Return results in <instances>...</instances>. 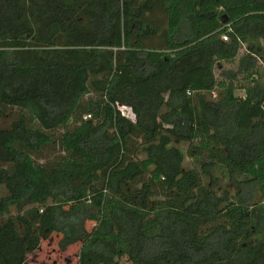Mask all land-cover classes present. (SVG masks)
<instances>
[{
  "label": "trees",
  "instance_id": "obj_1",
  "mask_svg": "<svg viewBox=\"0 0 264 264\" xmlns=\"http://www.w3.org/2000/svg\"><path fill=\"white\" fill-rule=\"evenodd\" d=\"M260 66L264 0H0V264H264Z\"/></svg>",
  "mask_w": 264,
  "mask_h": 264
},
{
  "label": "rangeland",
  "instance_id": "obj_2",
  "mask_svg": "<svg viewBox=\"0 0 264 264\" xmlns=\"http://www.w3.org/2000/svg\"><path fill=\"white\" fill-rule=\"evenodd\" d=\"M225 40V39H224ZM245 46L241 50V53L244 52ZM151 57L156 61H161L162 58L160 53L152 52ZM238 59L233 61H225L221 62V68L236 70L238 65ZM261 72H264L263 67L260 66ZM219 69H216V74L219 75ZM238 82L237 84L245 83L243 82V76L238 75ZM238 96H244L245 91L242 88H237L235 90ZM122 112L125 116H128L132 119L135 118L134 114L131 112L130 109H123ZM72 127V126H71ZM62 131V129L60 130ZM173 145L178 147L181 152L184 154V169H197L198 171H202V167L200 164V159L195 157L193 158L189 153V143L181 141V142H174ZM57 154V153H56ZM140 157H143L141 154ZM54 158V157H53ZM214 177L220 180L219 186H217V195L218 198L224 199L225 201L228 200H236L238 193L242 196V193L237 190L238 182H234L229 180L228 178L223 177V172L220 169H216L213 171ZM205 184H208L209 181L206 177H204ZM7 195V190L4 185L0 184V199ZM249 193H246V198H251L249 204L247 206L248 214L258 207L261 206V195L255 194L253 197H249ZM12 212L15 213V208H12ZM87 227L91 229L93 227V222H88ZM61 238L60 234H53L49 239H42L40 247L32 254L28 256L27 261L24 264H40L42 262H47L49 264H79V252L81 248V243H76L74 245L69 246L67 249H62L59 245V240ZM123 262H127V258L124 257L122 259Z\"/></svg>",
  "mask_w": 264,
  "mask_h": 264
},
{
  "label": "built area",
  "instance_id": "obj_3",
  "mask_svg": "<svg viewBox=\"0 0 264 264\" xmlns=\"http://www.w3.org/2000/svg\"><path fill=\"white\" fill-rule=\"evenodd\" d=\"M223 39H225L226 41H228V40H229V36H228V35H224V36H223ZM122 108H123V109H124V108H125V109H130V108L125 107V106H122V107H121V110H122ZM130 110H131V109H130ZM131 112H132V111H131ZM88 117H90V116H88Z\"/></svg>",
  "mask_w": 264,
  "mask_h": 264
}]
</instances>
